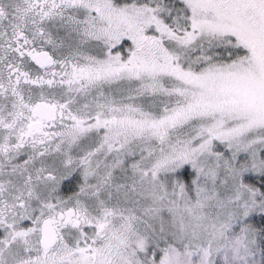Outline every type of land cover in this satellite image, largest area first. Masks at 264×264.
<instances>
[{
	"label": "snow or ice",
	"instance_id": "obj_1",
	"mask_svg": "<svg viewBox=\"0 0 264 264\" xmlns=\"http://www.w3.org/2000/svg\"><path fill=\"white\" fill-rule=\"evenodd\" d=\"M0 264H264V0H0Z\"/></svg>",
	"mask_w": 264,
	"mask_h": 264
}]
</instances>
